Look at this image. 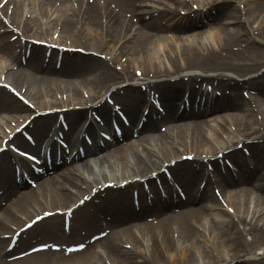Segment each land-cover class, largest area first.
<instances>
[{"label": "bare ground", "instance_id": "obj_1", "mask_svg": "<svg viewBox=\"0 0 264 264\" xmlns=\"http://www.w3.org/2000/svg\"><path fill=\"white\" fill-rule=\"evenodd\" d=\"M236 1V6L230 10L228 5L232 0H199L202 7L196 6L198 10L189 14L193 17L188 23L182 18L176 19L175 15L172 20L177 21L170 24V14L175 11L169 9L159 11V20L152 19L150 14L145 22L143 17L149 11L137 13L143 0H7L0 8V26L4 17L11 27H0V39L17 36L19 44L12 50L9 42L0 43V51H3L0 81L4 84V88L0 87V112H5V116L0 113V144L8 136L6 130L11 133L31 115L42 113L25 127L35 141L34 146L19 133L14 134L10 143L38 158L42 150L45 156L48 149L47 166L53 173L32 177L37 179L36 185L29 187L25 181L17 184L13 169L9 170L0 162V264H107L108 261L110 264H195L199 258L203 259L202 264H257L264 260L263 257L243 259L253 247L264 244V221L260 223L255 217V210L248 217L247 210L253 201L254 207H262L264 213V128L261 127L264 124V72L241 81L223 73L241 77L264 67V3ZM10 5L13 9L8 15ZM203 8H206L205 13H202ZM212 10H215L214 15ZM137 14L141 20L138 24L133 19ZM220 16L227 17L229 24L237 25L230 33L223 31L222 40L214 41V45H206L198 30L191 31L181 45H173L177 39L169 41L156 34L161 28L183 33L187 24L204 25V20L218 24L223 21ZM254 22L256 26L252 27ZM56 33L58 36L54 38ZM154 33L157 43L151 49L148 45ZM132 35L135 39L130 42ZM111 37L120 41L117 43L120 47L117 52L114 49V54L106 53L103 60L90 53L61 50L63 62L58 71L54 69L55 63L46 64L39 55L40 52L45 54L48 47L32 43L38 40L66 50L81 48L98 52ZM28 45L31 54L23 66L21 48ZM126 46L128 63H137H133L132 72L126 65L122 69L118 64V56ZM50 52L56 61L59 50L50 48ZM197 70L201 73H191ZM138 74L142 77L136 78ZM204 82L212 86L211 92L202 91ZM8 85L33 108L21 103ZM241 88L255 93L251 101L262 115L260 123L254 118L253 110L249 113L245 109L248 101L242 97ZM150 94L158 95L164 114L152 110L147 100ZM196 95H199L197 109L187 111L183 102L184 108L178 113L176 100L186 97L190 106ZM108 99L114 101V105H110ZM78 105L85 107L75 109ZM116 105L129 120L128 125H118L120 136L108 125L110 120L117 119L113 112ZM146 108L149 112L139 124ZM219 111L225 112L212 117ZM230 111L233 112L228 113ZM92 112L108 121L104 127L91 121L87 114ZM59 115L67 129H62ZM226 124L233 125L234 132L241 136L234 145L240 144V148L234 147L230 139L219 140L226 132ZM160 126L165 130L155 133ZM58 132L62 133L59 139L65 146L53 138ZM100 132L108 135L112 132V139H102ZM85 136L92 142H86ZM211 141L215 144L206 147ZM242 148L249 149L248 158L242 157ZM6 153L12 156L7 151L1 153L0 158ZM219 154L221 159L236 162V172L220 174ZM189 155L191 160L186 159ZM207 164L212 165L214 175L219 174L223 203L233 214L222 209L214 196H204L207 195L205 186L200 191L198 180L212 184L209 173L203 170ZM165 171L172 172L185 199H173L170 191L167 201L157 198L149 203L139 191L140 207L135 209L132 195L129 200L127 193L129 189L137 190L141 184L133 178H151L153 174L164 178ZM105 183L115 187L111 188L113 193L100 204L99 200L83 203L75 211L69 233L58 227L57 209H68L93 188ZM150 190L155 193V186ZM205 199L219 212L212 213L215 209L205 204ZM45 211L54 214L22 233L15 248L42 235L52 238L49 242L68 245L53 252L45 241L46 251L5 260L15 249H6L10 242L7 235L16 231L13 227H22ZM210 213L213 218L209 227H205L203 220ZM61 220L63 222V217ZM245 233L252 237L251 243L245 241ZM91 236L96 237L94 241L89 239ZM201 242L207 246L201 247ZM77 243L84 245V249L77 250Z\"/></svg>", "mask_w": 264, "mask_h": 264}, {"label": "rangeland", "instance_id": "obj_2", "mask_svg": "<svg viewBox=\"0 0 264 264\" xmlns=\"http://www.w3.org/2000/svg\"><path fill=\"white\" fill-rule=\"evenodd\" d=\"M240 1V0H239ZM244 1V0H243ZM252 1H257L258 3H260V4H262V3H264V0H251V2ZM186 3V4H188L186 7H184V4L183 3ZM236 2H238V1H236V0H232V3H231V5L229 4L228 5V8L230 9V10H233V6L236 4ZM242 2V1H241ZM196 6H199V0H143V2H142V4H141V7H140V12H147V11H149V13L148 14H146V15H144V17H143V19H144V21L146 22V21H148V19H149V15L151 14L152 15V19H157V20H159V17H158V12L157 11H159V10H162V9H174V8H176L177 9V17H181L184 21H186V20H189V19H191V16H189V14H191V12L192 11H194V10H192L194 7H196ZM236 6V5H235ZM240 6H243V4H241ZM199 7H202V6H199ZM205 9L206 8H203L202 10H203V12L205 11ZM224 9V8H223ZM223 9H222V12H223ZM180 12V13H179ZM138 14H139V12H138ZM211 14L212 15H214L215 14V10H212L211 11ZM138 15H136V18H133V19H135L136 20V22H137V24L139 23V21H141L140 20V18H139V16L137 17ZM221 17V16H220ZM222 19H223V21H221V22H219L218 24H216V23H212L213 25H206V26H203L202 28H200V30H201V33L204 35V39L205 40H207L208 41V43H211V45H214V42H211V40H213V39H215L217 42L219 41H221V39H222V36H223V31H227V32H232L233 31V29L235 28V26L237 25V23L236 24H229L228 23V19H226L227 17H225V16H223V17H221ZM174 21V20H173ZM231 21H232V19H231ZM156 23V22H155ZM162 24H164V21H162ZM233 25H234V27H233ZM256 26V22H254V24H253V26L252 27H255ZM42 27L43 28H47L45 25H42ZM246 27L248 28V26H247V24H246ZM164 29H160V30H158L157 32H156V34H160V35H162L163 37H164V39H167V40H169V41H174V39H177L178 41H176L175 42V44H173V45H181L182 43H183V41H184V39L185 38H187L188 37V32H190V31H186V32H183V33H178V32H175V31H173V30H164ZM155 32V31H154ZM156 36H155V33L151 36V40L149 41V45H148V47H150L151 49H153V48H155V46H156V43H157V41H156ZM114 39H116L115 37H111L110 39H108L106 42H104V47L101 49V50H99L100 51V53H98V55L99 56H102V57H105L106 56V53H108V52H110V53H112V54H114L115 53V50L114 49H116V52H117V48H118V46L120 47V45L119 44H117V43H119L120 41H114ZM133 39H135V36H133L132 35V39H130V40H128V41H132ZM204 39H203V41H204ZM262 40V39H261ZM263 42H264V39L262 40ZM0 42H2V41H0ZM130 42H128L129 44H130ZM205 42V41H204ZM207 45H210V44H208L207 42H205ZM129 48L126 46V49H122L123 50V54L121 55V56H118V58H120V60H119V62H118V64L120 65L119 67L120 68H122L123 69V66L124 65H126L127 66V68H129V70L131 71V69L133 68V63H136V62H134V61H131V64L130 63H128V61H129V57H128V50ZM3 53V51H0V54H2ZM126 54V55H125ZM123 55H125V56H123ZM126 59H127V62H126ZM137 64V63H136ZM135 64V65H136ZM132 66V67H131ZM264 71V67L262 66V67H259L255 72H251V73H246L245 75H243V76H235V75H233V74H231V73H226V72H223L224 74H226V75H230V76H232L234 79H236V80H239V81H241V80H243V79H249L250 77H255V76H257V75H259V74H261L262 72ZM132 72V71H131ZM192 74H195V73H201V71H193V72H191ZM137 74V73H136ZM207 74H215V72H207ZM136 76H138V75H136ZM150 76V75H149ZM253 83H256V84H258V82H256V81H254ZM206 88V87H205ZM243 90V88H241V90H240V92ZM241 94V93H240ZM244 94V95H243ZM254 92L253 91H251V90H247V89H245V90H243L242 91V96L244 97V96H246V101H248V105L246 104L245 105V109L249 112V113H251V111L253 110V113H254V115H255V117L254 118H256V120H257V122L258 123H260L263 119H262V115L261 114H258V112H257V108H256V105L254 104V103H252V101H251V97H253L254 96ZM250 99V100H249ZM180 101V99H177L176 100V102H179ZM225 111H219V112H215V113H213L212 114V117H215V116H219V115H221V114H223ZM233 111H230V112H228V113H232ZM2 115H4L5 116V112H3V111H1L0 112ZM211 116V115H210ZM210 120L211 119H213V118H209ZM255 120V119H254ZM264 121V120H263ZM261 127H263L264 128V124H262V126ZM225 133L223 132L222 133V137H220L219 138V140H221V141H226V139H230V140H232V142H233V146H234V144L237 142V141H239L240 139H242L241 138V136L239 135V134H237V133H235L234 132V126L233 125H231V124H226L225 125ZM163 130H165V127L164 126H162V127H160L159 129H157L156 130V132L155 133H160V132H162ZM209 138L211 139V140H213L212 138H213V135H212V133H209ZM253 138V137H252ZM211 143V144H210ZM209 144H207V146L206 147H208V146H213V144H215L214 142H210ZM263 160H264V157H263ZM211 182H218V183H220V180H219V178H218V176H213L212 177V179H211ZM216 183L215 184H213V186H216ZM252 183H253V185H255V180H253L252 181ZM248 188H251L250 186H248ZM211 187L210 188H208V190L206 191L207 193V195L210 197V195L212 196V194H211ZM218 189H220V188H218ZM103 197H105V196H103ZM102 197V198H103ZM205 204H208V205H210L209 203H211V202H209L207 199L205 200V202H204ZM254 203H253V201H250V203H249V205L247 206V210H248V217H250V214H251V212L252 211H256V215H255V217L258 219V220H261V222L260 223H263V221H264V213H263V208L261 207H254V205H253ZM213 205V204H212ZM211 205V206H212ZM213 207V206H212ZM214 208V207H213ZM215 209V208H214ZM232 210V209H231ZM233 211V210H232ZM216 212H219L217 209H215V210H213L212 211V213H216ZM212 213H210L206 218H204V220H203V225L205 226V227H209V225H210V223H211V220H212V218H213V216L211 215ZM230 214H233V213H230ZM148 219H151L150 217H148ZM218 220H220V219H222V218H220V217H218L217 218ZM227 220V219H226ZM243 228H247V226H243ZM201 229V228H200ZM202 231H203V229H201V233H202ZM244 239H245V241L247 242V243H251V241H252V237L250 236V234H247V233H245V236H244ZM36 241V240H35ZM35 241H32L31 243H33V242H35ZM126 246H129V245H126ZM207 246V243H203V242H201V247H206ZM125 247V246H124ZM20 249L21 248H18V249H16V250H14L13 251V253L11 254L12 256H14V255H16V254H18L19 253V251H20ZM98 249V248H97ZM97 249H95V250H97ZM141 251H142V249H141ZM260 257H263L264 258V244H262V245H258V246H255V247H253L252 249H251V251H249V253H247L244 257H243V259H255V260H257V259H259ZM166 258L167 259H169L167 256H166ZM7 259H8V257H7ZM197 260V259H196ZM202 258H199L197 261H196V263L195 264H202ZM106 261H108V260H106ZM171 261V260H170ZM107 263V262H106ZM111 262L110 261H108V263L107 264H110ZM161 264H165L164 262H162ZM257 264H264V260L263 261H260V263H257Z\"/></svg>", "mask_w": 264, "mask_h": 264}, {"label": "snow or ice", "instance_id": "obj_3", "mask_svg": "<svg viewBox=\"0 0 264 264\" xmlns=\"http://www.w3.org/2000/svg\"><path fill=\"white\" fill-rule=\"evenodd\" d=\"M37 219H39V217Z\"/></svg>", "mask_w": 264, "mask_h": 264}]
</instances>
